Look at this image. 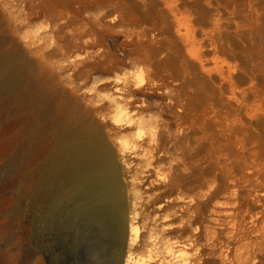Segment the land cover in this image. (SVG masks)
<instances>
[{
  "label": "rangeland",
  "instance_id": "1",
  "mask_svg": "<svg viewBox=\"0 0 264 264\" xmlns=\"http://www.w3.org/2000/svg\"><path fill=\"white\" fill-rule=\"evenodd\" d=\"M262 22L264 0H0L5 48L16 43L49 91L92 108L118 150L150 139L149 126L121 128L106 96L135 89L133 107L155 120L148 154H118L138 226L130 251L152 249L148 264L170 242L198 264H264ZM11 154L0 140V264H116L107 222L75 197L56 209L28 190Z\"/></svg>",
  "mask_w": 264,
  "mask_h": 264
},
{
  "label": "bare ground",
  "instance_id": "2",
  "mask_svg": "<svg viewBox=\"0 0 264 264\" xmlns=\"http://www.w3.org/2000/svg\"><path fill=\"white\" fill-rule=\"evenodd\" d=\"M256 28L264 44V22L257 24ZM5 38L0 31V140H3L5 150L11 152L13 158L24 161V165L20 164L19 167L20 180L22 183L26 180L28 190L50 195L53 206L61 196H72L79 202L81 211L97 214L104 219L110 237L107 239L111 240L112 244L110 249L117 255L116 264H122L123 260L124 264H148L156 256L152 249L146 256L134 255L130 251L138 235V226L134 223L135 216L130 222L126 219L125 193L124 187L122 188L118 154L140 151L148 154L151 149L145 148V142L151 146L150 141L155 134V120L144 118L140 114L145 107L142 111L141 107H133L131 94L135 89L128 88L119 92L121 88H116L118 92L114 91L106 96L108 107L111 108V117L121 128L149 126L150 139L126 140L124 147L118 150L111 141L110 132L107 133L103 125L105 122H100L92 108L75 103L70 94L61 96L60 93L56 94L58 92L49 91L46 83L38 78L35 71L26 69L28 56L20 53L16 43L9 49L5 48ZM104 103H95V111L101 112L108 108ZM204 127L202 128L205 130ZM158 136L157 138L160 137ZM158 141L161 142L159 139ZM20 199L22 196H19ZM19 210L22 211L23 208ZM126 250L130 252L125 255ZM166 254L162 264H198L187 250L175 242L166 244Z\"/></svg>",
  "mask_w": 264,
  "mask_h": 264
}]
</instances>
